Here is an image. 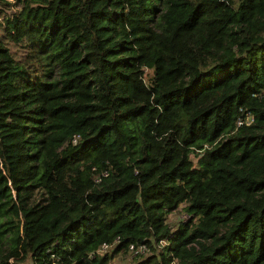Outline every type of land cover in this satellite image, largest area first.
<instances>
[{
  "label": "trees",
  "instance_id": "obj_1",
  "mask_svg": "<svg viewBox=\"0 0 264 264\" xmlns=\"http://www.w3.org/2000/svg\"><path fill=\"white\" fill-rule=\"evenodd\" d=\"M0 1V264H264V0Z\"/></svg>",
  "mask_w": 264,
  "mask_h": 264
},
{
  "label": "rangeland",
  "instance_id": "obj_2",
  "mask_svg": "<svg viewBox=\"0 0 264 264\" xmlns=\"http://www.w3.org/2000/svg\"><path fill=\"white\" fill-rule=\"evenodd\" d=\"M7 1H13V0H7ZM3 9V12L5 14L10 13L14 10V5H5L0 1V10ZM2 12V11H1ZM3 14V13H2ZM2 14L0 13V20L2 17ZM0 33H1V27H0ZM4 44L8 47V50H10V53L12 56L16 59L22 60L25 57L26 49L20 45L19 43L12 42L10 40H7L5 38L2 39ZM149 69H144V76L147 77L150 75ZM191 153V158L193 161H195V155ZM184 205L183 202H180L177 207L173 210H171L169 213H167L165 222L170 227H174L179 220H185L187 216L184 214V211L182 209V206ZM135 256H133L128 251H118L116 253H113L112 256L109 258V263L111 264H130L135 259ZM24 264H30L28 261H24Z\"/></svg>",
  "mask_w": 264,
  "mask_h": 264
},
{
  "label": "built area",
  "instance_id": "obj_3",
  "mask_svg": "<svg viewBox=\"0 0 264 264\" xmlns=\"http://www.w3.org/2000/svg\"><path fill=\"white\" fill-rule=\"evenodd\" d=\"M253 121V115L250 111H242L240 114L237 115L235 119V125H241V124H249ZM76 136H73L72 140H74ZM93 169L94 166H91ZM103 175H106V172H102ZM95 180H98V177H95ZM185 214V213H184ZM186 215V214H185ZM110 246L109 244L103 242L97 250H103ZM128 249L131 250L132 254H135L136 252H143L146 249V246L144 243H139L138 245L128 244Z\"/></svg>",
  "mask_w": 264,
  "mask_h": 264
}]
</instances>
